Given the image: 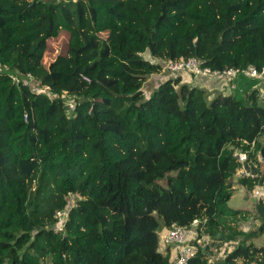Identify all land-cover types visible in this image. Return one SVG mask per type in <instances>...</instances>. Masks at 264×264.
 <instances>
[{
	"label": "trees",
	"instance_id": "obj_1",
	"mask_svg": "<svg viewBox=\"0 0 264 264\" xmlns=\"http://www.w3.org/2000/svg\"><path fill=\"white\" fill-rule=\"evenodd\" d=\"M190 57L261 69L264 0H0V264H171L159 229L194 219L211 242L188 264H264V200L228 206L234 149L257 173L240 187L264 183L262 79L209 100L179 75L144 96L149 75ZM9 72L85 87L38 95ZM250 218L257 229H241Z\"/></svg>",
	"mask_w": 264,
	"mask_h": 264
},
{
	"label": "built area",
	"instance_id": "obj_2",
	"mask_svg": "<svg viewBox=\"0 0 264 264\" xmlns=\"http://www.w3.org/2000/svg\"><path fill=\"white\" fill-rule=\"evenodd\" d=\"M185 72L192 73L196 76L212 77L222 82H228L230 88H235V85L232 84V80L238 76L260 78L262 80L264 79V66L261 69H257L254 66H249L247 68L229 67L219 70L201 66L199 59L190 57L188 59H180L178 61H169L165 63L162 71L159 73L160 77L153 85L154 89L157 88L160 83L170 78H176ZM8 75L13 83L29 84L31 86V90L38 95L47 94L50 96L51 93H54L53 90H51L49 84L37 82L34 76L30 73H28L26 76H22L17 73L9 72ZM142 90L146 98H148L153 91L151 89L144 90V88H142ZM62 94L66 95L68 93L64 92ZM76 105V100L67 99V106L70 111H74ZM251 145H253V143H251ZM232 155L236 158L240 165L236 172L237 177L254 178L257 176L255 170H253L249 165L250 160L246 150L236 148L233 150ZM251 195L256 200H264V188L262 185L254 187L251 191ZM68 196L70 199V207L75 206L76 199L80 197L79 194L69 193ZM68 213L69 208H63L55 211V222L53 225L55 232H61L63 230ZM199 225L200 221L198 219H194L189 227H183L173 223L162 234V245L173 246L176 249L174 264H188L189 259L196 253L199 247L204 248L206 245L210 244L211 240L207 236L204 234L201 236L197 235L196 231L198 230ZM200 230L202 231V229ZM191 233H194L195 236L191 237ZM224 246H232V243L225 244ZM232 247L229 249V251L232 249ZM210 250H212V247H210Z\"/></svg>",
	"mask_w": 264,
	"mask_h": 264
},
{
	"label": "rangeland",
	"instance_id": "obj_3",
	"mask_svg": "<svg viewBox=\"0 0 264 264\" xmlns=\"http://www.w3.org/2000/svg\"><path fill=\"white\" fill-rule=\"evenodd\" d=\"M146 56V55H145ZM154 59V58H153ZM147 80V79H146ZM150 80V79H148ZM155 80H153L152 82L149 81L147 83H143V88L144 90H150L152 89V86L155 84ZM50 85V84H49ZM85 87V83L80 82L76 87H71V86H62V85H55V86H50L51 90H59L61 89L62 93H72L74 92V94H80L83 89ZM260 92H261V96H264V79L261 82V86H260ZM213 92H208L206 91V97L207 99H211L213 96H215L216 94H214L212 96ZM233 94H237L235 92V90L233 91ZM238 95V94H237ZM260 141H264V137H262L260 139ZM172 174H174V172H172ZM160 183H162V185L166 184V179L163 178L160 180ZM262 187L264 188V183L262 185ZM251 191L252 189H248V188H242L240 187V184L238 182V177L235 174L233 177V191H232V196L230 198V200L228 201V206L232 209H239V210H250L252 211L251 213L255 214L256 213V208H255V203H256V199H254L251 195ZM258 220H256L255 218H250L249 220H242L239 222V226L241 229L244 230H256L258 227ZM159 234V248H162V243L161 238H162V230L159 229L158 231ZM190 236H195L194 233H191ZM252 242L255 246H264V234L260 235L257 238H253ZM232 246H223V248L216 249L215 247L212 246V258L213 259H218L221 258L222 256H224L226 250L229 251V249Z\"/></svg>",
	"mask_w": 264,
	"mask_h": 264
},
{
	"label": "crops",
	"instance_id": "obj_4",
	"mask_svg": "<svg viewBox=\"0 0 264 264\" xmlns=\"http://www.w3.org/2000/svg\"><path fill=\"white\" fill-rule=\"evenodd\" d=\"M159 77H160V74L149 75L145 83L149 81L152 82L153 80L156 81ZM181 83L195 85V86L203 88L205 91L213 92L212 96L214 94H220V93L233 94L234 90L237 94H241L243 89H245V85H246L245 80L241 77L233 79L232 84L235 85V88H230L228 85V82H222L212 77L196 76L188 72H185L181 75ZM260 86H261V83H260ZM153 89H154V86H152L151 90ZM162 232L164 233V231ZM167 248H170L171 264H174L175 256H176V249L173 246H164V245L160 249L162 251H165Z\"/></svg>",
	"mask_w": 264,
	"mask_h": 264
},
{
	"label": "water",
	"instance_id": "obj_5",
	"mask_svg": "<svg viewBox=\"0 0 264 264\" xmlns=\"http://www.w3.org/2000/svg\"><path fill=\"white\" fill-rule=\"evenodd\" d=\"M243 188V187H242Z\"/></svg>",
	"mask_w": 264,
	"mask_h": 264
}]
</instances>
